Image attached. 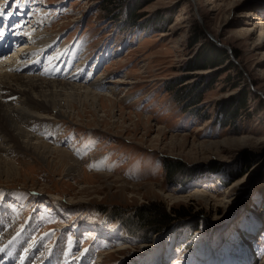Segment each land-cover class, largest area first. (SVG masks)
I'll list each match as a JSON object with an SVG mask.
<instances>
[{
	"label": "rangeland",
	"instance_id": "rangeland-1",
	"mask_svg": "<svg viewBox=\"0 0 264 264\" xmlns=\"http://www.w3.org/2000/svg\"><path fill=\"white\" fill-rule=\"evenodd\" d=\"M37 1L31 30L50 37H33L55 43L21 75L96 98L78 120L31 106L19 123L70 155L0 138L20 170L0 179V264L20 248L24 264H264V0ZM148 203L186 214L143 237L105 214Z\"/></svg>",
	"mask_w": 264,
	"mask_h": 264
},
{
	"label": "bare ground",
	"instance_id": "bare-ground-1",
	"mask_svg": "<svg viewBox=\"0 0 264 264\" xmlns=\"http://www.w3.org/2000/svg\"><path fill=\"white\" fill-rule=\"evenodd\" d=\"M4 3L5 0L0 1V5H3ZM28 4L29 11L26 12L28 20H21L22 24H20L18 22H14L11 20L7 21L3 19L2 23H0V31L4 33L3 36H6L8 34L9 40L12 43V48L9 50L8 54H12L14 50H17L18 54H20L19 58H23L19 62H14V60L12 59L5 60L6 64L11 68V71L9 70L10 72H8L9 75L6 80L11 84L6 82L8 85V89L5 90H7L8 92L4 90L0 98V138L18 145L20 149L22 147L23 150L32 153L33 155L39 157L41 160H49L46 156H56L57 158L59 157L58 159H60V155L70 154L60 147H51L45 142L40 141L37 137L30 135V133L26 132L22 127H20L19 123L25 117H35L31 111L33 110L32 108H30L31 106H41L45 109H54L56 115H64L69 117L71 120L75 118V120H78L77 117H79V112L82 113L84 111L83 109L87 106V100H89L88 98H92L94 100L96 98V94L87 93L90 92L86 91L87 89H84L85 92L82 93L81 91H79L80 86L69 84L68 82L63 81V83H61L62 81H46V79L40 80L32 77H27V75H21V72L26 71L25 69L27 68V66L25 65V61H30L28 53H33L35 56H38L43 53V50L48 52L51 48V44L41 45L44 42H41V40L38 41L37 38L33 37L34 35H37L42 31L43 34L47 35L44 30H39L40 28H38V32L30 35L31 26L29 23H31L34 18V10L36 9V7L34 0L28 1ZM4 9L6 11V8ZM31 24H34V22H32ZM46 26H48V24ZM47 37H50V35H47ZM17 42H20L21 45H18ZM22 51L25 52L24 55H21ZM8 54L5 55V59ZM2 57L4 58V56ZM8 58H10V56ZM40 58L41 57H39V59ZM2 75L4 78L7 74ZM9 85L11 86L9 87ZM13 85H15V87H13ZM9 89L11 91H9ZM17 95L22 96L23 99L16 102L14 98ZM74 106H78L79 111H77V113L75 112ZM90 106L91 108L94 107L92 105ZM39 119L40 118H38V120ZM3 150L4 148L0 143V152ZM2 159H4V157L0 156V179L3 178L9 180L15 179L17 176H20V170L18 168H14L10 163ZM163 229H165V227L158 231L162 232ZM242 239L243 244L247 243V240L245 238ZM224 258H229V262L226 261L221 263L233 264V262L231 263L230 261L232 257L229 253Z\"/></svg>",
	"mask_w": 264,
	"mask_h": 264
},
{
	"label": "trees",
	"instance_id": "trees-1",
	"mask_svg": "<svg viewBox=\"0 0 264 264\" xmlns=\"http://www.w3.org/2000/svg\"><path fill=\"white\" fill-rule=\"evenodd\" d=\"M209 64L213 65V62H209ZM172 163L171 162L168 163L169 168L175 164L174 162ZM173 167L176 168L177 167L176 164ZM177 209L178 211L177 210L173 211L175 213L173 217L171 215H168L165 211H163L162 208L155 207L153 204L148 203L145 205L136 206V208H134V210H132L131 213L127 216L120 210L119 211L118 210L117 211L107 210L105 214L107 215L108 219L112 220L113 219L112 217H115L117 218V220H119V222L122 223V225L124 226V229H126L127 237H132V236L143 237L142 235L145 236L147 233H150V232L158 233L159 232L158 230H161L168 224L173 223L175 218H181L184 216V214H186L180 211L181 208H177ZM131 228L138 230L139 233L136 232L135 233L136 235L134 234L129 235L128 229H131Z\"/></svg>",
	"mask_w": 264,
	"mask_h": 264
},
{
	"label": "snow or ice",
	"instance_id": "snow-or-ice-1",
	"mask_svg": "<svg viewBox=\"0 0 264 264\" xmlns=\"http://www.w3.org/2000/svg\"><path fill=\"white\" fill-rule=\"evenodd\" d=\"M4 35V33L2 31H0V38H2ZM0 251H2V249H0Z\"/></svg>",
	"mask_w": 264,
	"mask_h": 264
}]
</instances>
